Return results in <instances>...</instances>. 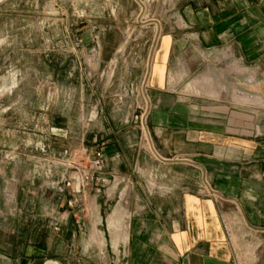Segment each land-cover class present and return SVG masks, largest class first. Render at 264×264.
<instances>
[{
  "label": "crops",
  "instance_id": "obj_1",
  "mask_svg": "<svg viewBox=\"0 0 264 264\" xmlns=\"http://www.w3.org/2000/svg\"><path fill=\"white\" fill-rule=\"evenodd\" d=\"M184 3L177 27L160 32L158 92L142 106L161 159L147 155L135 134L96 138L90 152L103 150L98 175L109 181L101 191L95 184L62 191L65 206L80 199L62 222L65 233L76 241L82 226L105 221L124 264H264V0ZM203 77L218 94L183 89ZM81 211L86 219H76ZM29 223L28 239L0 235V264L50 260L41 247L51 241L50 225Z\"/></svg>",
  "mask_w": 264,
  "mask_h": 264
},
{
  "label": "rangeland",
  "instance_id": "obj_2",
  "mask_svg": "<svg viewBox=\"0 0 264 264\" xmlns=\"http://www.w3.org/2000/svg\"><path fill=\"white\" fill-rule=\"evenodd\" d=\"M181 1L0 0V235L28 239L37 219L50 225L41 247L57 264H124L105 221L76 230V241L65 233L64 178L90 168L101 136L111 143L135 134L161 159L142 106L158 92L160 32L177 27Z\"/></svg>",
  "mask_w": 264,
  "mask_h": 264
},
{
  "label": "built area",
  "instance_id": "obj_3",
  "mask_svg": "<svg viewBox=\"0 0 264 264\" xmlns=\"http://www.w3.org/2000/svg\"><path fill=\"white\" fill-rule=\"evenodd\" d=\"M154 152L156 153V156L160 158V154L158 150L153 147ZM89 160L91 162L90 168L86 171L80 170L82 167V164L79 166L77 169V175L75 177H65L64 178V183L66 185V188H73V192L75 194H80L83 189H85L87 186L90 184H95L97 185L98 191H101V185H104L108 183L109 179L98 175L99 172H101L105 166V158H104V153L102 149L97 150L92 156L89 157ZM77 184V185H76ZM80 202V199L77 196H73L69 201H68V206L71 208H76L78 207ZM55 229L59 230L60 225L59 222L55 223Z\"/></svg>",
  "mask_w": 264,
  "mask_h": 264
},
{
  "label": "bare ground",
  "instance_id": "obj_4",
  "mask_svg": "<svg viewBox=\"0 0 264 264\" xmlns=\"http://www.w3.org/2000/svg\"><path fill=\"white\" fill-rule=\"evenodd\" d=\"M238 70V69H237ZM246 75V74H245ZM182 76V75H181ZM180 76V77H181ZM179 77V78H180ZM182 78V77H181ZM252 78V75H251ZM180 80V79H179ZM178 82V81H177ZM176 83V82H175ZM190 83V82H189ZM236 89V88H235ZM187 92L189 93H195V94H218V90L214 88V86L212 85V83L210 82L209 79H207L206 77L202 78V79H196L194 81H192L187 88ZM238 93V91H237ZM253 96V95H252ZM257 96V95H256ZM205 97V96H204ZM246 98L244 99V101L246 103L248 102H253V99L248 98L247 96H245ZM264 99V98H263ZM260 101V100H259ZM257 103V102H256ZM254 104V103H253ZM258 104V103H257ZM256 105V104H255ZM264 106V105H263ZM127 208V207H126ZM121 211V210H120ZM114 213V212H113ZM112 213V214H113ZM115 214V213H114ZM114 216V215H113ZM110 216V229L112 230V233H115L117 235H119L117 232L119 230V226L116 225L115 223H118L117 220H115L114 222V217ZM234 217V216H233ZM121 223V222H120ZM121 225V224H120ZM123 229V228H122ZM121 229V230H122ZM125 230V229H124ZM125 232V231H124ZM123 235V234H122ZM117 237V236H116ZM119 238V237H118ZM125 240V239H123ZM115 246H118V242H114Z\"/></svg>",
  "mask_w": 264,
  "mask_h": 264
},
{
  "label": "water",
  "instance_id": "obj_5",
  "mask_svg": "<svg viewBox=\"0 0 264 264\" xmlns=\"http://www.w3.org/2000/svg\"><path fill=\"white\" fill-rule=\"evenodd\" d=\"M58 262L54 260H48L45 264H57Z\"/></svg>",
  "mask_w": 264,
  "mask_h": 264
},
{
  "label": "clouds",
  "instance_id": "obj_6",
  "mask_svg": "<svg viewBox=\"0 0 264 264\" xmlns=\"http://www.w3.org/2000/svg\"><path fill=\"white\" fill-rule=\"evenodd\" d=\"M0 42H2V41H0Z\"/></svg>",
  "mask_w": 264,
  "mask_h": 264
}]
</instances>
